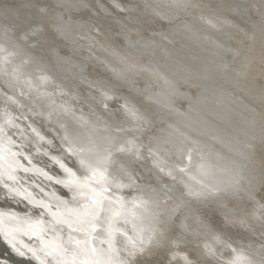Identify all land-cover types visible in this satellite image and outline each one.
<instances>
[{
  "label": "bare ground",
  "instance_id": "6f19581e",
  "mask_svg": "<svg viewBox=\"0 0 264 264\" xmlns=\"http://www.w3.org/2000/svg\"><path fill=\"white\" fill-rule=\"evenodd\" d=\"M91 1L0 0V48L5 53V67L0 70V100L4 103L0 106V258H5L0 259L1 264L6 261L11 264H131L132 258L149 245L157 246L165 235L158 229L157 216L153 214L160 211L169 214L178 210L177 205L171 208L176 201L186 203L187 198L179 192L180 184L190 192L208 184L212 174L216 179H224L222 173L229 178L236 174L233 181L218 186L228 192L240 188L241 181L248 178L246 169L234 171L243 159L242 150H252L246 139L212 131L209 142L204 134L208 127L203 128L201 138L183 129L187 125L184 117L192 118L187 114L189 109L195 110L194 119L202 120L201 113L213 104L218 114L215 119L222 126L234 122L228 105L237 110L245 108L236 105L234 99L225 100V95L223 98L219 95L220 99L195 98L187 92L188 85L171 93L169 88L175 81L172 76L177 78L182 70L192 72L188 66L191 62L183 60L174 65L171 58L163 59L157 51L161 40L148 36L153 32L148 27L153 28L154 20L142 19L146 22L145 28L138 27L134 21L139 18L132 12L134 6L141 9L137 3L153 8L157 0H123L128 8L114 2L120 10L108 3L111 0L99 4L100 11L106 15V28L98 21L96 26L85 20L71 26L64 20L54 22L53 16L63 14L64 9L67 21L83 15ZM171 1L175 5H182L181 2L189 5L191 0ZM227 2L218 0L211 4L218 12L200 0L191 11L185 8L180 13L181 10L172 12L169 6L161 8L165 22H173L180 16L185 20L165 31L169 35L167 42L196 39L185 33L190 22L204 27L225 23L228 11L233 16L232 9L223 8L229 5ZM81 5L84 8L72 11ZM221 9L225 12H219ZM61 27H65L69 37L61 33ZM14 30L19 33L14 35ZM214 32L218 37L233 34L228 29ZM70 43L92 62L98 77L88 73L85 61L69 62L63 56L71 50ZM203 45L208 48L201 49L205 56L212 45L206 42ZM190 46L193 45H186L185 50ZM53 47L58 50L57 54L52 53ZM195 49L200 52L199 46ZM97 53L104 55L105 61L96 57ZM251 56L241 55L238 64L242 58ZM51 58L64 82L53 74ZM162 60L171 61L169 70ZM62 61L69 63L62 64ZM202 80L206 81L205 77ZM83 84L99 92L87 95L81 89ZM189 98L188 108L178 106V102ZM167 99L175 101V106ZM217 99L218 106L214 107ZM53 140L60 145L51 146ZM141 142L145 146L143 152L138 148ZM213 145L217 146L216 166H211ZM237 193L230 191L226 197L232 198ZM225 194L218 191V201H223ZM203 195L200 192L196 197ZM259 207V211H264V204ZM190 228L193 232L194 227ZM261 234L257 240L248 242L224 232L197 235L195 241L198 252L209 262L264 264ZM147 237L149 242L139 247ZM123 245L129 248V253L135 250L134 254H128L129 259ZM122 251L126 253L122 255ZM174 255L178 257L177 253ZM115 256H118L116 261L112 258Z\"/></svg>",
  "mask_w": 264,
  "mask_h": 264
},
{
  "label": "rangeland",
  "instance_id": "374dc122",
  "mask_svg": "<svg viewBox=\"0 0 264 264\" xmlns=\"http://www.w3.org/2000/svg\"><path fill=\"white\" fill-rule=\"evenodd\" d=\"M97 1L98 4L102 5L103 3H105V1L108 2L109 0H97ZM116 1L121 2L120 4L122 5L125 4L124 7L127 5V3H125L126 1L124 2L123 0L122 1L124 3L121 0H113V1L111 0L108 3L112 6ZM200 1L208 4L207 5L209 6L208 8L211 7H212L211 9L216 8L214 10L218 12V8L216 6L215 7L211 6L212 3H214L215 1L218 2V0H200ZM228 1L229 2H227V4L229 5L223 8L232 9V14L234 16V14L236 13L235 14L236 17L233 18L232 15H229V11H228L227 17L224 16V18H226L224 20L225 23L224 22H222L221 24L212 23L208 27L207 26L204 27L201 24H197L195 22L192 23L190 22L192 26L190 24H187L186 25L187 27H185V33H187L186 35H188V37L194 35L193 37H196V39L195 38L192 39L191 37L189 39L190 41H187L186 39L182 38L181 40H177L175 42L173 41L172 42L173 44L167 42V37L169 35L166 34L167 32L165 31L169 30V28L172 29L173 24L174 25H178L179 23L181 24V21H185L184 17L180 16L179 17L180 19L179 18L177 20L175 19L176 21L173 19V22L170 21V23H168L169 21L165 22L164 20H162L163 13L160 12V9L161 8L163 9L165 6L167 7L169 6V8L170 7L172 8L171 10L172 12L181 10L180 11L181 13L184 12L185 8H187L185 10H188L189 8V10L191 11L194 9V6H196L198 0H191L189 2V5L188 3L184 4L183 2H181L182 5L179 3L175 5L174 3H172L171 0H167L168 3L166 2V0L165 1L157 0L156 1L157 4H155L153 8H147V6L146 8H144L143 7L144 4L142 3L141 4L137 3L141 5V9L139 10L136 8V6L133 7L134 9V11H132L134 12L133 15L139 18L137 21H134L136 26L142 28L144 26L143 24H146V22H143L142 19L146 20L150 18V20H154L152 21L153 28L148 27V29L153 32L148 36L152 40L156 38L158 40H161V42L163 43L162 44L161 42H159L158 45H160V50H157L158 53L163 56V59L167 60L170 58V57L168 58V54H167L168 51H166V49H170L171 47H173V45H176L177 47L179 46V49L181 51L180 54L178 55L175 54V56H173V59L171 57V60H173L174 65H178L177 62L182 63L184 59V54L187 52L186 53L187 58L189 59V62H191L192 64L188 66L190 67L191 69L190 71L192 72H185L186 70L185 71L182 70L179 72L180 74H178L177 78H179V80L181 79L186 80V78H190V79H188L186 83L184 82L183 84H180L178 83V81L175 80L173 82L174 83L173 87L169 88L171 93H173L174 90L179 91L182 85L183 86L188 85L187 92H189L195 98L204 97L207 99L209 97V99H216V98L220 99V97L223 98V95H225L224 96V98L226 97L225 100L234 99L235 100L234 103L236 105L245 108L243 110H237L236 108H234L235 106H233L232 108L231 106L232 104L228 105L229 114L231 115V119L234 122L229 121L224 125L222 124V126H220L217 123L218 121L215 119L218 114H217V110L213 108V104L210 107L209 106L206 107L203 112L201 111L202 112L201 116L203 118L202 120L196 118L194 119L195 117L194 115L196 112L195 110L192 111V109H189L190 111L187 110V114L189 116L191 114L190 117H192V119H194L195 122L197 123L192 124V122L186 120L187 125H185L186 127L183 129L188 131L187 133L193 135L198 134L199 135L198 138H201L200 135H203L202 130L204 127H208V130L210 128L209 136L212 133V131L213 133L216 132L217 134L218 132L222 131L220 133V135L222 136L227 133L233 136H239L247 140L246 144L248 147L252 146L250 148L252 150L250 151L247 150L246 152L242 150L241 155L243 159L240 160V164L238 163L240 166L237 165L238 167L234 168L235 172H242L246 169L248 178L243 179L241 181L240 188L236 190L229 189L230 191L238 192L237 195L231 196L232 198L227 199L226 197V195H229L230 193L229 190L228 192L222 191L221 189H218V186L213 185L211 187H208L207 184H204V186L199 185L198 187L195 188V190L189 192L186 191L185 187L182 184H180L182 185V187L179 185L180 188L179 192L180 195L185 196L184 197L185 199L187 198L185 200L186 203L183 200H181L182 203L180 202L181 204L180 203L177 204L176 201V203L171 208L177 205L178 210L169 214H164L165 211H160L158 212L159 214L158 213L153 214L157 216L155 219L157 220V226L159 227L158 229H161L160 232H164L165 235L162 237L161 242H159L157 246L149 245L150 247L148 249L140 252L138 255L132 258L133 261L131 264H215L213 263V261L209 262L205 260V257L198 252L199 247L196 246V241H195L196 240L195 238H198L197 235L203 236L205 234L224 232L226 234L234 235L235 237L238 238V240L240 239V241L241 240L250 241L253 239L257 240L259 237L262 236L261 232L263 233L264 236V224H263L264 211H259L257 209V207L260 208L259 206H262L264 204L263 202L264 199L263 200L261 199L264 198V13H263L264 0H228ZM259 3H261V5ZM100 5H98V7H100ZM115 6H113L114 9L119 7L118 5ZM77 8L74 10L72 9L70 10L77 11L84 7L81 5L78 6ZM126 8L128 7L126 6ZM70 10H68V13ZM221 10H219V12H225V9H221ZM107 14H109V12ZM110 14L112 15L111 12ZM230 16L231 19L229 18ZM74 20L72 18H68V21H66V23L68 22L67 25L69 26L76 25L84 21V20H79L78 22V20H76L75 23ZM241 24L244 26V28H242ZM161 25L163 27H161ZM164 25H166V27ZM223 29L224 30L228 29V31L230 30V33L232 34L233 32V34L231 36L218 37L217 34L214 32V31L221 32ZM202 39H204V41ZM196 40L197 41L202 40V41H199L198 43ZM227 40L228 42H226ZM205 42L208 45H212L213 48L211 47L210 48L211 50L209 49L207 54L204 56L201 49L203 50L208 49L203 45ZM183 43L185 45H183ZM246 43L248 44L244 45ZM190 44H192L193 46H190L185 50V46ZM195 46L196 47L199 46L200 52H197L198 50L195 49ZM162 49L165 52L164 54L161 53ZM219 49H221L220 52ZM246 51L247 53H245ZM257 51L259 52V54ZM244 54H249L252 56L248 57V59L242 58L238 64L237 62L238 59H240L241 55ZM213 55L215 57H213ZM177 57L180 58L179 59L180 62L177 60ZM162 61L163 63L166 62L165 60ZM63 62L66 63L68 61H62V64ZM171 64H172L171 61L170 62L168 61V63H165V67L169 70L171 68L170 67ZM202 77L203 78L205 77L206 81L202 80L203 79ZM160 80L162 81L163 78H161ZM167 100H169L168 103H170V105L175 106L174 103L175 101L170 102V99ZM190 100H191L190 98L187 100L184 99L181 100L180 103L178 102L177 104L179 107L183 109L188 108L189 104H187L186 102L187 101L189 102ZM1 101L2 100H0V106L4 105V103ZM213 103H214V107H217L218 99L216 102L214 101ZM248 126L250 127L248 128ZM207 131H205L204 134H206ZM141 144L142 142L140 143V145ZM51 146H55V145L52 144ZM203 146L204 144L202 145V147ZM213 146L215 147V145ZM138 148H140V151L143 152L145 146L142 144ZM216 152H217V146L215 149H213L214 166L218 165V160L216 159L217 157ZM145 160L149 162L148 158H146ZM225 161L226 159L223 160V163L226 164ZM231 172L229 173V176H232ZM223 176L224 179L229 178L222 173V177ZM22 177H24L25 179L26 175H23ZM209 177H208L209 178L208 184L214 183L216 179L214 178V175L212 174ZM201 189L203 191H201ZM218 191L226 193L222 199L223 201L221 202L218 201L217 199ZM200 192L204 193V195L202 197H196V195H198ZM207 192L211 193V195H207ZM194 194H196L194 197L192 198L188 197ZM12 202L14 203L15 200H13ZM259 202H262L263 204H259ZM191 226L194 227L193 232L190 231ZM148 242L149 241L147 237L144 242H141L143 244L139 243L140 244L139 247L145 246L144 243H148ZM113 247L115 248L114 250L117 253L118 248L116 247L118 246L115 245ZM119 247H121V245H119ZM122 248H124V250L127 251V253L122 251V255L123 252L124 254L126 253L127 255L126 257L128 259L131 256L128 254H134L135 250L134 251L132 250L133 252L130 251L129 253L128 247L123 245ZM175 253L178 254V257L174 255ZM185 254H187V256H185ZM116 257L118 258V256L112 257L114 261H116Z\"/></svg>",
  "mask_w": 264,
  "mask_h": 264
},
{
  "label": "water",
  "instance_id": "95a60500",
  "mask_svg": "<svg viewBox=\"0 0 264 264\" xmlns=\"http://www.w3.org/2000/svg\"><path fill=\"white\" fill-rule=\"evenodd\" d=\"M122 1V0H121ZM123 2V1H122ZM89 6L87 7V8H84V13H83V15H78V16H76L75 17V20H86V21H89V22H91L92 24H94L95 26H96V22L98 21V22H100V25L101 26H103L104 28H106V25H107V22H105L104 20H106V15L102 12V11H100V9H99V7H98V1L97 0H92L91 2H89V4H88ZM109 7V6H108ZM116 9V8H115ZM118 10H120L119 8H117ZM113 11H115L114 9H112ZM62 11V13L64 14V13H66V10L64 9V10H61ZM116 12V11H115ZM63 14H55L54 16H53V19H54V22L55 23H57L58 21H61V20H64V22H65V24H66V21H67V19H64V15ZM25 29H20V31H24ZM19 30H14V32H13V34L14 35H16V33H19L18 32ZM61 33H63L64 34V36L66 37V36H68V33L67 32H65V27L63 28V27H61ZM69 37V36H68ZM173 44V43H172ZM69 46H70V48H71V50L67 53V54H64L63 53V56L69 61H72V62H74V63H78L79 62V60H83V61H85L86 63H87V65H88V70H89V74L91 75V76H93V77H98V75L95 73V71H94V68H92V62H89L87 59H86V55H84V54H82V53H80V52H78L77 51V49H76V47H74V46H72V43H70L69 44ZM56 48V47H55ZM54 47H53V51H52V53L54 54V53H56L57 51H56V49H55ZM2 49L0 48V70H3L4 69V58H5V53L4 52H2L1 51ZM55 50V51H54ZM164 50L162 49L161 50V53L162 54H164V52H163ZM166 51H168L167 52V54H168V57H173V56H175V54H180V49H179V47H177V46H175V45H173V47H171V49H166ZM57 54V53H56ZM96 57H100L101 59H103L104 60V55H99L98 53H97V55H96ZM187 56H185L184 55V59L183 60H186L187 61ZM51 60V64H52V72H53V74L56 76V77H58L61 81H63L64 82V80L62 79V76L61 77H59V75H60V71L59 70H57V67H56V65H55V63H54V60L51 58L50 59ZM105 61V60H104ZM103 61V62H104ZM188 61H189V59H188ZM50 62V61H49ZM159 68V69H158ZM157 69L159 70V71H161L162 73H164V74H166V75H170L169 74V72L166 70V69H164L163 67H158ZM0 76H1V74H0ZM176 81H178V83H180V84H183L184 82L186 83V81L188 80V79H190V78H186V80H179V78L177 79V78H175L174 76H172ZM1 78V77H0ZM71 80V79H70ZM0 81H1V79H0ZM71 83H76L75 82V80H71ZM2 84V83H1ZM0 84V85H1ZM81 89H82V91H83V93H86L87 95H88V93H91L92 95H94L96 92H99V91H97L95 88H93L92 86H90V85H87V84H83V85H81ZM70 97H71V99H73L74 97L72 96V94H70ZM75 100V99H74ZM92 101H95L94 99H92ZM2 102V101H1ZM78 102V101H77ZM198 111V110H197ZM195 113V112H194ZM184 119L186 120H189L190 122H192V124L194 123H197V122H195V120H193L192 118H188V117H184ZM170 120H172V119H170ZM170 120H168V121H170ZM20 123H22L21 121H20ZM209 133H210V128H209V130L206 132V137H207V141H209V142H211L209 139ZM54 145H60V143H59V141H57V140H53V142H52ZM52 145V144H51ZM216 148V146L214 147H212V149H215ZM212 155L213 154H211V157H212ZM211 166H214V161L212 160V163H211ZM213 175H215V174H213ZM235 176H236V174H234ZM234 176V177H235ZM234 177H232V178H228V179H215V181H214V183H209V184H207V186L208 187H211V186H222V185H224L225 183H227V182H229V181H231V180H233L234 179ZM45 181H46V179H44ZM59 186V185H58ZM7 248V247H6ZM264 258V257H263ZM1 260L2 259H5V258H0ZM4 261V260H3ZM17 261V263H18V260H16ZM11 264L9 261L7 262H5V263H2V264ZM1 264V263H0Z\"/></svg>",
  "mask_w": 264,
  "mask_h": 264
},
{
  "label": "snow or ice",
  "instance_id": "6c2138e0",
  "mask_svg": "<svg viewBox=\"0 0 264 264\" xmlns=\"http://www.w3.org/2000/svg\"><path fill=\"white\" fill-rule=\"evenodd\" d=\"M93 175H94V173H93ZM93 203H96V201H93Z\"/></svg>",
  "mask_w": 264,
  "mask_h": 264
}]
</instances>
